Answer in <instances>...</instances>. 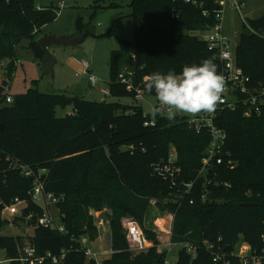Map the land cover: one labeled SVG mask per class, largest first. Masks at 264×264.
<instances>
[{"label": "trees", "instance_id": "trees-1", "mask_svg": "<svg viewBox=\"0 0 264 264\" xmlns=\"http://www.w3.org/2000/svg\"><path fill=\"white\" fill-rule=\"evenodd\" d=\"M130 6L135 37L129 42L115 36L120 47L110 60L108 92L112 97L135 98L137 90L148 94L144 85L152 73H180L185 65L203 60L213 62L220 74L218 49L191 35L215 24L218 7L214 0H131ZM53 10H37L35 0H0V64L6 63L9 81L17 68L15 48L23 39L32 40L34 53L42 62L44 54L37 41L44 36L42 30L57 20L58 12ZM205 11L211 15L205 17ZM244 27L252 31L248 28L240 36L236 62L251 85L264 88V16L247 21ZM82 32L85 38L91 33L89 29ZM122 75L130 78L131 90L122 82ZM37 86L38 81L32 80V88L12 96L10 104L5 103L8 93L0 96V104L4 103L0 106V209L19 199L28 202L22 218L31 212L42 216L43 207L30 201L35 177H24L11 165L19 163L35 174L46 171L42 177L46 191L64 198L57 208L66 232L36 227V219H32L35 232L31 242L39 256L48 252L57 256L66 250L64 264H86L73 239L95 241L98 228L92 212L106 211L113 254L104 264H164L167 255L158 253L159 241L146 226L151 202L175 214V242L207 241L222 250H235L240 244L259 252L263 249L264 110L259 116L248 117L247 107L239 103L235 110L218 111L215 124L227 135L222 154L234 167L226 162L214 167L216 174L209 175V186L204 178L196 177L210 136L191 129L187 116L177 115L169 121L156 115V126L146 127L141 104L126 106L77 95L45 94ZM58 109L66 111L65 116L58 117ZM172 149L183 182L195 181L191 195L154 175L153 165L167 160ZM206 191L209 199L203 202L200 195ZM126 218L139 223L152 247L142 252L130 250L123 225ZM6 223L0 221V230ZM21 244L20 237L0 235V251L10 260L4 264H21ZM177 264L213 263L211 253L202 248L193 260L180 252Z\"/></svg>", "mask_w": 264, "mask_h": 264}, {"label": "rangeland", "instance_id": "rangeland-1", "mask_svg": "<svg viewBox=\"0 0 264 264\" xmlns=\"http://www.w3.org/2000/svg\"><path fill=\"white\" fill-rule=\"evenodd\" d=\"M36 5L44 9L54 8L53 11L58 12V18L53 23L47 25L43 30V35L54 36H69L72 37L82 31L90 30L84 42L78 46H53L49 49V53L56 58L57 64L54 68L55 83L50 84L48 76L43 73V65L34 53L32 40L25 38L19 42L15 48V56L17 68L10 79L5 76V64H0V86L2 81L9 82V88L5 87L2 93L11 96L26 94L32 88V80L38 81V90L41 93L53 94L58 88L56 79L62 77L65 86L70 88H77L80 91L81 97L86 100L104 102H119L126 106H132L139 103L136 98L132 96H123L120 98L112 97L109 90V83L111 81L110 60L113 51L119 49V42L117 38L132 42L134 40L133 20L131 17L132 8L130 6L131 0H35ZM243 15L247 21L258 20L264 16V0H245V9ZM112 28V33L107 36L98 37L107 33ZM222 34L229 39L233 49L238 46L240 36L244 32H248V28L244 27L243 20L240 14L234 10H228L223 17ZM212 31L199 29L191 33L199 38H205L210 35ZM88 61L91 63L92 74L97 79L95 86L88 83V77L76 74H82L83 68L77 61ZM127 69L124 68V73ZM87 79V80H86ZM54 87V88H53ZM62 91L66 95L74 96L71 89L65 87ZM102 90H106L105 94ZM60 91V93H62ZM59 93V92H58ZM59 93V94H60ZM145 112H150L152 106H156L158 101L156 96L144 94L140 102ZM4 103L0 104V106ZM6 105V104H5ZM188 116L187 114H184ZM57 116L63 117L65 113L63 110H57ZM44 213L49 212L54 216H58L56 206L50 205L49 209L43 203ZM27 208L26 204L19 206L22 212ZM107 214L106 211H102ZM102 212H92L98 225V235L96 241L103 243L105 248L111 247V229L109 221L99 219ZM22 214L12 217L0 230L2 236L20 237L24 246L34 237L35 227L32 224L24 223L27 219L22 218ZM173 213L168 210H161L158 203H151L149 214L146 217L147 229L156 235H159L161 241H165L168 236L165 230L172 229ZM36 217V216H35ZM34 217V218H35ZM100 220V221H99ZM126 220H133V218H126ZM125 228V227H124ZM130 247V242L128 241ZM179 252L174 250L169 257V261L175 264L178 261ZM6 256L4 252L0 251V261H4ZM87 264V263H86Z\"/></svg>", "mask_w": 264, "mask_h": 264}, {"label": "built area", "instance_id": "built-area-1", "mask_svg": "<svg viewBox=\"0 0 264 264\" xmlns=\"http://www.w3.org/2000/svg\"><path fill=\"white\" fill-rule=\"evenodd\" d=\"M214 3L218 7L214 11L215 24L210 27L203 28L206 31H212V33L203 40L209 41L211 48L218 49L216 56L218 60L222 63V69L220 75L223 76L225 81L224 92L221 95V100L218 102L217 107L213 112H201L195 115H188L187 122L191 129H193L197 134L206 132L210 136V143L204 152L202 158V166L196 180L204 178L207 184L212 185V180L209 178V175L215 173L214 167L224 164L225 156L222 154L223 147L227 140V135L225 131L219 128L215 124L217 118V113L220 109L228 108L235 110L239 103H243L247 107L246 116L252 117V113L255 112L259 116L264 110V88H257L251 85L250 79L245 74L244 70L237 64L235 57V49H233L231 42L226 38L221 31L222 20L226 15L227 11L234 10L237 11L243 23L247 25V20L243 15V10L245 9V0H214ZM37 10H43L42 7L37 6ZM205 17L210 16L211 14L207 11L203 12ZM250 29V27H248ZM251 30V29H250ZM252 31V30H251ZM83 68L82 74H76L77 77L84 75L88 77L89 82L92 86L97 84V79L90 72L91 63L88 61H77ZM122 82L128 85V89H132L131 80L128 77L122 75ZM106 93V91H103ZM144 92L137 90L136 100L137 102L142 101ZM13 102V97L7 94L5 103L10 104ZM159 103L156 106H152L150 112H144V118L146 119L144 126L146 127H155L156 120L153 116V111L158 109ZM163 115V114H160ZM186 116L184 114H179ZM7 160H10L7 158ZM178 158L175 149L169 154V157L164 162H159L153 165L154 175L162 178L165 181H169L172 184V187L178 188L179 190L184 189L185 195L193 194V186L195 181L191 183L183 182L181 178V168L177 164ZM227 165L231 168L234 167L231 160L226 162ZM13 169H17L21 172L24 177L30 178L35 177L33 181V187L30 193V201L34 204L42 206L43 203L49 209L50 205L58 207V205L64 200L62 196L49 193L45 189V183L42 180V177L45 175V170H41L38 174H35L33 170L29 167L20 165L19 163H14L11 165ZM227 186V185H226ZM229 187V186H228ZM203 202H206L209 199L208 191L200 195ZM154 204L155 202H151ZM22 204L28 205V202L15 199L11 205H5L0 209V221L8 222L12 217L18 216L20 214L23 217V211L19 210V206ZM43 207V206H42ZM58 216L54 217L50 212L47 215L44 213L42 216L37 217L34 212L29 213L26 217L24 223H31V220L36 219V227H46L57 230L60 233H65L66 228L62 223V215L58 210ZM94 215V213H92ZM172 229L165 230L167 237L165 241H161L159 235L157 239L159 241L157 245L158 253H165L167 258L164 264H172L169 261V257L172 255L175 249L178 252H184L193 259H196L199 251L203 248L206 251L211 253V260L213 264H235L233 260H237L240 264H263L264 261V247L259 252L257 250L251 249L247 244H240L236 247L235 250L226 251L222 250L220 246L217 249L207 241L203 243H195L191 241H173V224L175 219V214L172 216ZM100 221V220H99ZM123 225L126 229L127 239L130 242V250L135 252L146 251L153 246L151 241H149L139 225L138 222L133 220L123 221ZM98 228V225H96ZM78 244V252L84 254L87 264H104L103 260L113 254L112 248H105L103 243H99L96 240L91 241L88 237H82L80 239H73ZM221 241V239H219ZM264 245V236L262 237ZM68 252L62 250L59 255L55 256L52 253L48 252L44 256H39L36 250V247L32 242L26 243L24 246L20 247L19 254L20 257L18 261L21 264H44L47 261H50L51 264H64ZM10 260L0 261L1 264L8 263ZM178 262V261H177ZM177 262L175 264H177Z\"/></svg>", "mask_w": 264, "mask_h": 264}, {"label": "clouds", "instance_id": "clouds-1", "mask_svg": "<svg viewBox=\"0 0 264 264\" xmlns=\"http://www.w3.org/2000/svg\"><path fill=\"white\" fill-rule=\"evenodd\" d=\"M144 88L148 94H155L160 106L153 116L163 114L174 121L179 114L213 112L221 100L225 81L213 62L203 60L185 65L180 73L154 72L146 78Z\"/></svg>", "mask_w": 264, "mask_h": 264}, {"label": "water", "instance_id": "water-1", "mask_svg": "<svg viewBox=\"0 0 264 264\" xmlns=\"http://www.w3.org/2000/svg\"><path fill=\"white\" fill-rule=\"evenodd\" d=\"M85 40V32L77 33L76 35L69 36H54V35H44L37 41L38 47L44 54L42 59L43 73L48 76L51 85L55 83V73L54 68L57 63L55 57L49 53V49L53 46L65 47V46H78L82 44ZM5 87H9V82L4 80L0 86V96L3 94ZM256 113H252V117H256ZM100 220L109 221V217L105 212L99 215ZM31 224V223H28ZM226 251H231V248H226Z\"/></svg>", "mask_w": 264, "mask_h": 264}, {"label": "crops", "instance_id": "crops-1", "mask_svg": "<svg viewBox=\"0 0 264 264\" xmlns=\"http://www.w3.org/2000/svg\"><path fill=\"white\" fill-rule=\"evenodd\" d=\"M57 64V63H56ZM56 66V65H55ZM90 72H91V74H92V69H90ZM93 75V74H92ZM94 76V75H93ZM87 80V79H86ZM3 82V81H2ZM56 83H58V88H57V90H55L54 92H52L53 94H55V93H60V91L62 92V91H65L66 89H65V87H68V89H71L72 90V94L73 95H77V96H81L79 93H80V91L77 89V88H70L69 86H65V83H64V81H63V79H62V77H60V79H58V81H57V79H56ZM88 83H90L89 82V80H88ZM2 84V83H1ZM90 85H92V84H90ZM9 88V87H8ZM8 88H7V90H8ZM54 88V87H53ZM6 90V91H7ZM6 91H5V93H6ZM102 91H106V90H102ZM60 94H64L63 92L62 93H60ZM105 94H107V91H106V93ZM136 102H137V100H136ZM141 102V101H140ZM140 102H137V103H139V104H141ZM64 113H67L66 111H64Z\"/></svg>", "mask_w": 264, "mask_h": 264}]
</instances>
